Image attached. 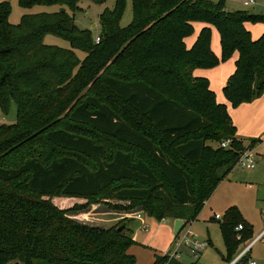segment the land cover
<instances>
[{
  "label": "trees",
  "instance_id": "obj_1",
  "mask_svg": "<svg viewBox=\"0 0 264 264\" xmlns=\"http://www.w3.org/2000/svg\"><path fill=\"white\" fill-rule=\"evenodd\" d=\"M79 3L20 0L25 11L39 6L58 11L25 13L18 25L9 21L10 0L0 3V108L7 114L13 103L17 106V122L0 123V264H137L131 249L140 245L132 233L123 234L125 227L119 232L79 223L30 194L94 197L129 181L139 187L116 188L115 199L156 201L145 210L147 216L182 219L186 226L248 150L227 106L195 73L238 53L223 89L227 101L238 107L261 98L264 36L254 40L246 28L261 17L227 11L223 2L209 0H132V22L122 28L126 0H116L99 15L97 43L89 30L76 25ZM197 24L203 27L189 49L186 40ZM213 28L220 35L221 59L212 48ZM48 36L67 41L72 50L46 44ZM75 51L84 52L85 59ZM106 99L144 117L149 129L131 126ZM100 138L149 155L173 200L161 190L149 164L122 149L108 153ZM154 138L176 145L181 163ZM208 141L219 146L209 147ZM36 146L65 153L51 160ZM220 224L228 251L224 261L231 264L239 244L252 240L253 229L236 207ZM155 258L154 264L168 260L157 254Z\"/></svg>",
  "mask_w": 264,
  "mask_h": 264
},
{
  "label": "rangeland",
  "instance_id": "obj_2",
  "mask_svg": "<svg viewBox=\"0 0 264 264\" xmlns=\"http://www.w3.org/2000/svg\"><path fill=\"white\" fill-rule=\"evenodd\" d=\"M4 0H0L2 3ZM214 4L223 2L227 11H246L248 15L259 16L263 20L258 22H247L246 28L251 33L254 40H258L264 36V0H257L256 5L245 7L243 0H209ZM116 0H107L105 4L92 3L89 0H80L78 10L75 13L76 25L81 29H87L91 32L92 38L96 39L101 34L99 25V15L104 9H112ZM11 14L9 21L13 25H18L23 15L26 13L20 6V0H10ZM57 7H35L29 13L55 12ZM133 18L132 0H126V9L120 22L122 28L128 27ZM94 25H96L94 27ZM199 36V24L195 25L192 36L187 38L186 46L192 49ZM216 36V38H215ZM48 45H55L64 49L72 50L70 44L62 39L48 36L45 40ZM212 48L216 56L221 59L222 47L220 35L217 32L212 36ZM78 58L83 60L86 54L82 51H75ZM237 55L234 54L227 61L220 60L217 67L213 69H198L197 76L205 78L212 87L216 95L217 101L219 97L226 98L223 92L224 82H228L235 68ZM232 73V74H231ZM227 100V99H226ZM117 113L131 126L136 129L148 130L149 123L146 119L125 104L111 99H106ZM221 101H219L220 103ZM223 103V102H221ZM225 104V103H224ZM230 116L233 118L240 140H242L243 148L253 152L256 168L248 170L239 165L231 171L228 177L222 181L213 191L209 199L202 206L197 218L185 226L181 232V236L190 230L195 238L202 244H206V248L199 254L198 260L191 254V250L182 246L180 250L179 262L182 264H228L224 259L228 257V251L221 232V221H224L227 211L232 208H238L241 220L244 224L251 226L253 229L252 240L241 242L238 246L235 259L245 252H248L238 264H248L250 260L257 264H264V94L261 98L251 102L233 107L231 105ZM229 112V110H228ZM235 113V116H233ZM17 122V106L13 103L7 114H4L0 108V123L13 125ZM204 136V135H202ZM105 144L108 153L122 149L130 152L136 160H143L151 166L157 177L160 179L161 190L173 200L169 192L168 183L164 179L153 160L138 148L128 144L121 143L117 140L109 138H100ZM157 145L168 154L176 162L181 161L174 153V146H168L154 138ZM252 140H261L260 144L250 143ZM207 146L217 148L219 143L211 141L207 142ZM42 156H48L51 160L60 158L65 153L63 150L50 147L36 146ZM243 149V150H244ZM183 164V163H182ZM185 165V164H183ZM186 166V165H185ZM119 187H139L136 183L125 181L115 183L112 187L105 189L100 195L94 197L80 196H63L54 194L50 196H41L30 194L37 200L47 201L55 205L61 210L67 212V216L79 223L92 227H102L105 229H119L125 227L123 234L135 237L140 246H135L131 253L136 256L137 264H154L155 254L164 256L170 250L172 242L176 239L173 232L174 220L171 218L160 221L146 215L145 210L156 206V201H121L115 199L114 189ZM141 214L142 218L137 216ZM219 216V218H216ZM145 222V229L142 228V222ZM147 247V248H146ZM233 260V261H234ZM232 261V262H233Z\"/></svg>",
  "mask_w": 264,
  "mask_h": 264
},
{
  "label": "built area",
  "instance_id": "obj_3",
  "mask_svg": "<svg viewBox=\"0 0 264 264\" xmlns=\"http://www.w3.org/2000/svg\"><path fill=\"white\" fill-rule=\"evenodd\" d=\"M256 3H257V0H243V5L245 7L254 6L256 5ZM99 41H100V38L98 37L96 39V42L98 43ZM229 145H230V141L224 143L223 147H227ZM239 165L248 170H254L256 168V162L254 160L253 152L250 150H245L240 156ZM137 218L141 219L142 215L139 214ZM216 218H219V216H216ZM142 224H143L142 228L145 229L146 227L145 222L143 221ZM237 229L241 230L242 226L241 225L238 226ZM181 232L176 236V239L174 240V242H172L169 252L164 255V256H167L168 258L167 262L164 264H169V262L173 260L178 261L181 255L180 250L183 245L188 247L191 250V254L197 260H198L199 254H201V252L206 248V244L200 243L195 238V235L190 230L186 231L183 236H181ZM249 249L250 247L245 252H243L241 255H239L236 258V260H234L231 264H237L242 259V257L248 252ZM248 264H257V263L253 260H250Z\"/></svg>",
  "mask_w": 264,
  "mask_h": 264
},
{
  "label": "crops",
  "instance_id": "obj_4",
  "mask_svg": "<svg viewBox=\"0 0 264 264\" xmlns=\"http://www.w3.org/2000/svg\"><path fill=\"white\" fill-rule=\"evenodd\" d=\"M25 11V10H24ZM30 11H32V10H30ZM30 11H25L26 13H29ZM96 25H94V27H95ZM202 27L203 26H201V25H199V32L201 31V29H202ZM217 30L215 29V28H213L212 29V36H213V33H216V35H217ZM215 38H216V36H215ZM236 55H237V59H238V53H235ZM234 71H235V68L233 69V71H232V73H234ZM231 73V74H232ZM196 75H197V71H196V73H195ZM226 84V81L224 82V85ZM211 87V86H210ZM211 89H212V87H211ZM219 101H221V102H223L222 104H224L225 103V105L227 106V108H228V110H229V113H230V111H231V103L230 102H228L227 100H226V98H223V96L221 97V95H220V97H219ZM218 101V102H219ZM220 102V103H221ZM231 114V113H230ZM233 116H235V113H233ZM232 117V116H231ZM233 119V118H232ZM234 122V121H233ZM235 124V123H234ZM236 126V125H235ZM237 136H238V138H241V137H239V135H238V131H237ZM242 139V138H241ZM134 240H136L135 239V237H134Z\"/></svg>",
  "mask_w": 264,
  "mask_h": 264
},
{
  "label": "water",
  "instance_id": "obj_5",
  "mask_svg": "<svg viewBox=\"0 0 264 264\" xmlns=\"http://www.w3.org/2000/svg\"><path fill=\"white\" fill-rule=\"evenodd\" d=\"M184 227H185V221L182 219H176L174 221V229H173L174 234L177 236L182 231V229ZM123 229H124V227H121L118 229V231L122 232ZM16 264H19V263H16Z\"/></svg>",
  "mask_w": 264,
  "mask_h": 264
}]
</instances>
